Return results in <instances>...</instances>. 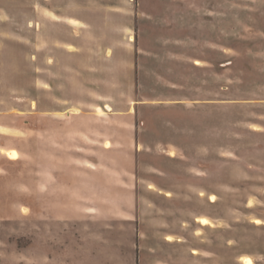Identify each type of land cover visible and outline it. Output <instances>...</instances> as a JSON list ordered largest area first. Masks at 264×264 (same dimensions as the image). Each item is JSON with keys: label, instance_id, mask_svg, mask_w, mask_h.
<instances>
[{"label": "rangeland", "instance_id": "obj_1", "mask_svg": "<svg viewBox=\"0 0 264 264\" xmlns=\"http://www.w3.org/2000/svg\"><path fill=\"white\" fill-rule=\"evenodd\" d=\"M0 264H264V0H0Z\"/></svg>", "mask_w": 264, "mask_h": 264}]
</instances>
